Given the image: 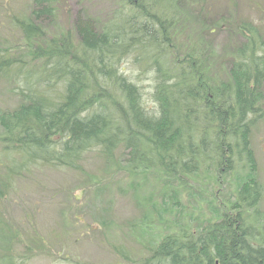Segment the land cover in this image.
<instances>
[{
    "label": "trees",
    "instance_id": "obj_1",
    "mask_svg": "<svg viewBox=\"0 0 264 264\" xmlns=\"http://www.w3.org/2000/svg\"><path fill=\"white\" fill-rule=\"evenodd\" d=\"M53 2L32 0L29 19H13L30 48L27 61L0 54V79L18 100L0 111L9 161L0 185L30 165L81 172L89 154L180 183L202 168L226 174L234 161L254 174L250 133L264 116V38L257 26L214 18L203 0H116L108 22L78 15L71 29L47 36L39 21L54 18ZM192 16L198 37L236 32L223 74L209 71L212 55L201 39L181 35L177 43ZM126 63L135 70L125 73ZM262 192L253 175L230 208L198 230L169 233L136 260L116 251L130 264H264Z\"/></svg>",
    "mask_w": 264,
    "mask_h": 264
},
{
    "label": "rangeland",
    "instance_id": "obj_2",
    "mask_svg": "<svg viewBox=\"0 0 264 264\" xmlns=\"http://www.w3.org/2000/svg\"><path fill=\"white\" fill-rule=\"evenodd\" d=\"M116 3L54 0V18H41L39 25L47 36H56L71 29L78 15L95 25L103 24ZM201 3L214 18L224 14L234 21L250 22L264 38V0ZM32 9V0H0V54L27 61L30 48L12 22L15 17L29 19ZM189 18L194 21H189V30L179 32L177 43L184 40L183 35H189L191 43L201 39L207 47L205 53L212 55L209 71L223 74L229 65L226 54L239 42L236 32L228 28L208 38L198 37L196 20ZM125 67V73L135 70L130 63ZM146 85L142 80L141 86ZM10 90L0 79V111L18 104ZM260 90L264 107V81ZM250 143L254 174L247 165L234 161L226 174L202 168L181 183L157 172L130 173L124 162L107 166L91 154L81 172L30 165L7 185H0V264H130L116 249L136 260L169 233L183 227L198 230L227 211L236 201L241 183L253 175L263 187L257 203L259 223L264 219V116L255 123ZM6 162L0 142V184ZM253 212V208L248 211L251 218Z\"/></svg>",
    "mask_w": 264,
    "mask_h": 264
}]
</instances>
